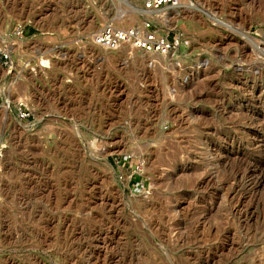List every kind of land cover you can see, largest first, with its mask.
Segmentation results:
<instances>
[{
    "label": "rangeland",
    "instance_id": "374dc122",
    "mask_svg": "<svg viewBox=\"0 0 264 264\" xmlns=\"http://www.w3.org/2000/svg\"><path fill=\"white\" fill-rule=\"evenodd\" d=\"M0 104V264H264V0H0Z\"/></svg>",
    "mask_w": 264,
    "mask_h": 264
},
{
    "label": "built area",
    "instance_id": "2783aa9c",
    "mask_svg": "<svg viewBox=\"0 0 264 264\" xmlns=\"http://www.w3.org/2000/svg\"><path fill=\"white\" fill-rule=\"evenodd\" d=\"M176 3V0H143L144 9H156L162 4ZM148 25V24H147ZM96 41L110 48L119 47L123 44H130L135 48L144 51L168 52L177 47L180 40L168 35H157L154 31L146 29L140 33L134 27H120L115 24H108L100 33L96 35ZM17 116L19 119L29 117L28 108L22 103L17 107Z\"/></svg>",
    "mask_w": 264,
    "mask_h": 264
},
{
    "label": "bare ground",
    "instance_id": "6f19581e",
    "mask_svg": "<svg viewBox=\"0 0 264 264\" xmlns=\"http://www.w3.org/2000/svg\"><path fill=\"white\" fill-rule=\"evenodd\" d=\"M176 3H177V0H176ZM175 4V3H174ZM144 10H148V11H152V10H154V9H144ZM103 29V28H102ZM101 29V30H102ZM100 33V32H99ZM97 35V34H96ZM96 35H95V37L93 38V41H94V43L95 44H97V45H99V46H101V47H103V48H107V49H111L110 47H108V46H104V45H102V44H100V43H98L97 41H96ZM113 48H115V47H113ZM161 53H166V52H161ZM1 105V104H0ZM9 105V104H8Z\"/></svg>",
    "mask_w": 264,
    "mask_h": 264
}]
</instances>
